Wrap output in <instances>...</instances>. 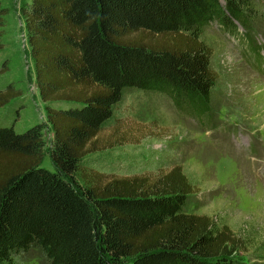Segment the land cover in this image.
Here are the masks:
<instances>
[{"label":"trees","instance_id":"16d2710c","mask_svg":"<svg viewBox=\"0 0 264 264\" xmlns=\"http://www.w3.org/2000/svg\"><path fill=\"white\" fill-rule=\"evenodd\" d=\"M257 3L30 0L23 15L54 171L42 167L39 126L0 125V264L34 247L49 264H249L233 255L227 227L185 213L193 187L179 167L114 178L79 165L127 92L168 98L207 128L217 77L201 36L216 28L263 75V46L246 35ZM5 14L0 5V28ZM20 95L6 86L0 108Z\"/></svg>","mask_w":264,"mask_h":264},{"label":"rangeland","instance_id":"374dc122","mask_svg":"<svg viewBox=\"0 0 264 264\" xmlns=\"http://www.w3.org/2000/svg\"><path fill=\"white\" fill-rule=\"evenodd\" d=\"M29 4L30 0L0 4L6 12L0 28V90L13 86L21 92L0 108V125L17 133L39 126L42 167L54 171L49 158L53 133L35 82L25 29L23 11ZM255 10L246 35L264 50V0ZM228 38L212 27L201 36L217 77L207 128L198 126L168 98L127 92L79 170L120 178L179 167L193 187L185 213L209 217L219 231L227 227L233 255L249 264H264V72H256L244 47ZM77 181L83 184L79 177ZM13 264L49 261L34 247L15 255Z\"/></svg>","mask_w":264,"mask_h":264}]
</instances>
